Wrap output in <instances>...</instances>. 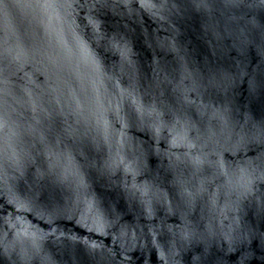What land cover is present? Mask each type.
<instances>
[{"label": "water", "instance_id": "water-1", "mask_svg": "<svg viewBox=\"0 0 264 264\" xmlns=\"http://www.w3.org/2000/svg\"><path fill=\"white\" fill-rule=\"evenodd\" d=\"M0 264H264V0H0Z\"/></svg>", "mask_w": 264, "mask_h": 264}]
</instances>
